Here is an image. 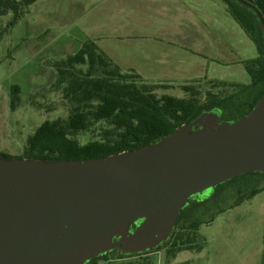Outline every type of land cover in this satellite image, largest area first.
<instances>
[{
    "label": "rangeland",
    "instance_id": "1",
    "mask_svg": "<svg viewBox=\"0 0 264 264\" xmlns=\"http://www.w3.org/2000/svg\"><path fill=\"white\" fill-rule=\"evenodd\" d=\"M21 11L14 25L12 13L0 16V154L8 157H22L37 129L68 116L71 106L54 87V65L85 40L139 69L145 82L167 86L157 96L184 98L182 86H198L202 101L208 91L234 93L235 88L212 85L216 80L250 83L242 63L258 56L222 0H38ZM89 140L79 137L81 144ZM236 200L222 188L189 210L187 216L201 213L208 221L199 226L191 249L174 253L164 246L123 259L112 254L97 264H264V192L232 207Z\"/></svg>",
    "mask_w": 264,
    "mask_h": 264
},
{
    "label": "water",
    "instance_id": "2",
    "mask_svg": "<svg viewBox=\"0 0 264 264\" xmlns=\"http://www.w3.org/2000/svg\"><path fill=\"white\" fill-rule=\"evenodd\" d=\"M232 1L254 12L264 53L263 18ZM252 172L264 174V95L235 122L213 109L131 152L59 162L0 157V264H87L111 251H154L190 198L204 200Z\"/></svg>",
    "mask_w": 264,
    "mask_h": 264
},
{
    "label": "trees",
    "instance_id": "3",
    "mask_svg": "<svg viewBox=\"0 0 264 264\" xmlns=\"http://www.w3.org/2000/svg\"><path fill=\"white\" fill-rule=\"evenodd\" d=\"M36 1L38 0H0V16L12 13L10 25H14L21 19L22 8ZM222 1L227 5L233 20L256 46L257 58L244 63L251 78L249 85L211 82L216 87L229 86L235 88V91L230 95H215L208 91L204 101L198 86H182L187 96L184 98L168 95L159 97L156 91L167 86L149 84L134 70L122 69L93 40L88 39L73 55L54 65L57 72L54 87L71 106L68 116L46 122L37 129L28 138L23 156L16 158L49 162L105 158L157 143L203 112L218 110L221 121L225 122H235L247 115L264 95L262 31L254 12L232 0ZM243 1L253 6L264 21V0H251L259 3L261 8L248 0ZM11 96L14 108L18 100L17 88L11 90ZM84 135H88L90 140L81 144L79 137ZM0 157L10 158L3 154ZM262 181L264 182L263 173H247L218 185L211 196L204 200L190 198L189 206L181 212L174 231L158 248L170 246L174 253L191 249L199 226L208 223L203 222L201 213L187 216L193 206H204L210 199L216 198L222 188H228L237 196L232 207L240 206L244 201L264 192V186L260 187ZM209 216L208 220L211 221L214 215ZM201 249L198 248L199 251ZM149 252L118 256L111 251L87 264L107 261L112 254L123 259L144 256Z\"/></svg>",
    "mask_w": 264,
    "mask_h": 264
},
{
    "label": "crops",
    "instance_id": "4",
    "mask_svg": "<svg viewBox=\"0 0 264 264\" xmlns=\"http://www.w3.org/2000/svg\"><path fill=\"white\" fill-rule=\"evenodd\" d=\"M96 41V40H95ZM99 42V41H98ZM98 47H99V49L106 55V56H108L111 60H113V62L115 63V64H117L119 67H121L122 69H124V70H127V69H132V70H135L136 71V73L139 75V76H141L142 77V79H144V75H143V73L139 70V69H135L134 67H132L131 65H129L128 63H124L119 57H117V56H115L113 53H111V51L109 50V49H107V48H103V47H100L99 46V44L97 45ZM221 53H222V50H221ZM223 53L224 54H226V49L223 51ZM257 57H255L254 59H251V60H255ZM251 60H247V61H244L242 64H243V67H244V69H245V65H244V63L245 62H248V61H251ZM245 71H246V69H245ZM246 73H247V71H246ZM247 75L249 76V74L247 73ZM195 78H202V75H195ZM205 78V77H204ZM249 79H250V83H251V78H250V76H249ZM211 80H216V79H214V78H212ZM216 81H218V80H216ZM250 83H248V84H241V85H249ZM238 84V83H237Z\"/></svg>",
    "mask_w": 264,
    "mask_h": 264
},
{
    "label": "flooded vegetation",
    "instance_id": "5",
    "mask_svg": "<svg viewBox=\"0 0 264 264\" xmlns=\"http://www.w3.org/2000/svg\"><path fill=\"white\" fill-rule=\"evenodd\" d=\"M140 223V221L136 222L135 224L132 225V228L136 227V225H138ZM115 252V251H114Z\"/></svg>",
    "mask_w": 264,
    "mask_h": 264
}]
</instances>
